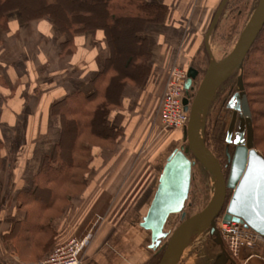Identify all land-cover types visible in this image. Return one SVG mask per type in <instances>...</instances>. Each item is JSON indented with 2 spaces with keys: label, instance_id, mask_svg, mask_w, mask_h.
<instances>
[{
  "label": "crops",
  "instance_id": "obj_1",
  "mask_svg": "<svg viewBox=\"0 0 264 264\" xmlns=\"http://www.w3.org/2000/svg\"><path fill=\"white\" fill-rule=\"evenodd\" d=\"M215 1L175 0L171 6L165 0V23L144 27L149 73L140 82L121 81L119 106L107 117L108 127L118 134L115 146L92 148L83 193L52 223L53 247L95 225L84 264H148L155 256L158 250L150 249V233L140 223L169 157L162 155L170 137L160 126L158 110L169 71L188 68ZM19 18L16 12L9 14L8 29L0 30V264L9 257L35 263L48 255L39 258L41 252L26 254L7 243L15 222L24 218L16 198L32 192L42 157L59 141V126L50 116L53 102L72 91L88 92L89 81L109 57L102 31L75 37L76 53L63 58L58 40L45 36L40 22L31 24L27 33L28 26H21ZM46 23L54 34L52 24ZM188 23L190 31L183 38ZM171 30L180 31V38L173 40ZM181 42L182 50L176 54ZM19 128L22 133H17ZM242 258L245 264H264V244L258 250H243Z\"/></svg>",
  "mask_w": 264,
  "mask_h": 264
},
{
  "label": "trees",
  "instance_id": "obj_2",
  "mask_svg": "<svg viewBox=\"0 0 264 264\" xmlns=\"http://www.w3.org/2000/svg\"><path fill=\"white\" fill-rule=\"evenodd\" d=\"M164 1L0 0V30L8 29L7 16L14 12L20 16L21 26L45 20L55 29L59 56L63 58L76 53L74 38L86 32L102 31L109 48L108 59L89 81V91H72L51 106V119L60 129L59 141L42 157L32 178V192L16 198L24 218L15 222L6 241L17 250L23 249L26 254L41 252L39 258L52 250L56 238L52 223L62 218L73 199L83 193L92 148H114L118 134L108 127L107 117L119 106L117 97L124 86L121 81L140 82L149 73L144 27L165 23L168 7ZM260 45L264 46V28L244 62L242 79L252 117L254 147L264 158V48L261 51ZM204 135L206 147L227 176L228 156H232L233 150L226 145V134L222 127L217 128L214 147L208 140L210 135ZM224 153L223 163L220 158ZM229 197L230 193L227 201ZM155 258L156 255L152 262Z\"/></svg>",
  "mask_w": 264,
  "mask_h": 264
},
{
  "label": "water",
  "instance_id": "obj_3",
  "mask_svg": "<svg viewBox=\"0 0 264 264\" xmlns=\"http://www.w3.org/2000/svg\"><path fill=\"white\" fill-rule=\"evenodd\" d=\"M227 1H221L205 35L204 46L210 63L192 101H184L189 114L183 136L187 146L174 150L166 159L153 198L140 223V227L150 233V249L159 250L162 242L166 241L159 264H179L193 238L204 230H208L210 237H215V243L221 250L214 264H235L216 226L221 216L224 222L239 224L264 238V158L254 147L252 117L242 81L244 62L264 28V0H253L256 6L234 48L221 60L213 61L208 39ZM236 71H240V76L238 90L230 102L234 111L227 132V144L231 143L237 112L239 123L235 150L231 157L228 156L229 172L225 178L219 160L205 145L203 129L214 93ZM196 77V70L189 69L185 90L190 89ZM196 164L210 174L215 189L203 210L186 217L185 207ZM228 193L230 197L227 201ZM172 216H180V223L169 232L166 225Z\"/></svg>",
  "mask_w": 264,
  "mask_h": 264
},
{
  "label": "rangeland",
  "instance_id": "obj_4",
  "mask_svg": "<svg viewBox=\"0 0 264 264\" xmlns=\"http://www.w3.org/2000/svg\"><path fill=\"white\" fill-rule=\"evenodd\" d=\"M221 1L222 0L215 1V6L213 7V12L211 16L212 18L214 14L216 13ZM174 3H175V0H170L171 6H173ZM255 6H256V1H253V0H228L227 1V3L225 4L222 10V13L219 16L218 22L208 39V46L210 48L211 58L213 61L221 60L222 58H224L226 55H228L232 51L240 34L242 33L243 29L247 25L254 11ZM212 18L206 22L205 28L201 31V34L199 37L200 38L199 40L201 42L199 43L196 49V52L194 53L195 49L192 52L190 51L193 55L189 57L191 61H190V64L188 65V68L187 69L183 68L185 71H187V74H188V70L191 68H194V70H196L197 72V77L192 82L190 89L185 90L186 91L185 97L189 100V103L192 101L194 94L197 90V87L203 77L202 71L204 69L206 70L207 66L210 63V58L205 50L204 39L210 27ZM39 22H40L39 29L44 28L43 29L44 35L47 37H51V38L54 37L53 39L57 40L54 34H50L52 33V30L49 27L48 23H46L47 21L45 22V20H42ZM31 27L32 25L29 24V26L26 29L28 31L27 33H31L29 31L30 29H32ZM187 30L190 31L189 23H188V27H186V29L183 30L182 37L183 36L185 37V35L183 34L188 32ZM38 31L40 32V30ZM159 31L161 30L160 29L157 30V32ZM178 32L180 31L176 32V31L171 30V33H172L171 38L173 40H175L177 37L180 38L181 33H178ZM189 35L190 34H188L187 36L189 37ZM39 37H41V35ZM182 42H181V45L175 43L176 45H178L177 47L175 46L176 54H180L182 50V46H183ZM124 44L121 43V45L123 46ZM175 47H174V52H175ZM259 48L262 51L264 46L260 45ZM239 76H240V71H236L234 74H232L221 86H219V88L214 93L209 103L207 114H206V119H205V125L203 129V138L205 139V135H204L205 132L208 135H210L208 140L210 144L212 145V147H214L213 135L215 134V131L217 130V128L222 127L223 133L224 134L227 133V129H228V126L231 120V114H232V108H231L232 105L230 104V102L234 94L238 90L237 82H238ZM54 126H58V125L54 123ZM164 132L166 133L167 136L170 137V140L166 142L167 143L166 147L164 148V152L162 153L164 158H167L174 150H178L182 146L183 147L187 146V144L183 142L184 130L183 131H179V130L165 131L164 130ZM17 133H22L20 131V128L18 129ZM229 148L231 147L229 146ZM49 153L50 152H48L47 154ZM220 159L223 163L225 162V159H226L225 153L222 154ZM214 189H215V184L213 183L210 174L205 169H203L200 165L196 164V166L192 170V181H191L188 201L185 207V216L190 217L200 212L201 210H203L208 204ZM179 223H180V216L170 217L166 225V230L169 232H172ZM165 244H166V241H163L160 249L156 251L155 260L152 262L153 260L152 259L148 264H159L160 263ZM223 244H224L225 249L227 250L224 241H223ZM263 244H264V241L262 242L260 241L257 243V245L254 248L248 249V250L250 251L258 250L261 246H263ZM243 250H241L240 255L237 258H235V262L237 264H245L244 260L246 259L242 258ZM228 254L230 255L229 252ZM220 255H221V250L219 246L215 243V237H210L208 234V230H204L196 234V236L193 238L189 247L184 251L179 264H214L216 260L218 259V257H220ZM230 257L232 256L230 255ZM157 258H160L159 261H157L158 260ZM14 260L15 258L9 257L5 264L10 263Z\"/></svg>",
  "mask_w": 264,
  "mask_h": 264
},
{
  "label": "built area",
  "instance_id": "obj_5",
  "mask_svg": "<svg viewBox=\"0 0 264 264\" xmlns=\"http://www.w3.org/2000/svg\"><path fill=\"white\" fill-rule=\"evenodd\" d=\"M187 71L173 67L168 74L162 94L158 119L162 130L186 129L189 114L185 110V82ZM95 226V225H94ZM94 226L82 236L70 238L62 244L54 246L51 252L42 260L28 264H84L85 253L94 237ZM217 229L232 258H237L243 249H252L264 238L249 229L234 223H226L222 216L216 221ZM7 264H27L14 260Z\"/></svg>",
  "mask_w": 264,
  "mask_h": 264
},
{
  "label": "flooded vegetation",
  "instance_id": "obj_6",
  "mask_svg": "<svg viewBox=\"0 0 264 264\" xmlns=\"http://www.w3.org/2000/svg\"><path fill=\"white\" fill-rule=\"evenodd\" d=\"M231 108H232V106H231ZM233 111H234V110H233V108H232L231 120H232V117H233ZM238 115H239V112H237V114H236L235 125H234L233 132H232V136H231V143L228 144V146H230V147L232 148L233 152H234V150H235V145H234L235 134H236V132H237V130H238V123H239ZM231 120H230V123H231ZM230 123H229V126H230ZM229 126H228V129H229ZM228 129H227V132H228ZM244 136H245V134H244ZM226 137H227V133H226ZM182 147H183V146H182ZM232 154H233V153H232ZM223 173H224V171H223ZM224 175H225V173H224ZM226 177H227V176H225V178H226ZM231 258H232V257H231ZM232 260L235 262V259L232 258ZM229 264H231V263H229ZM235 264H237V263L235 262Z\"/></svg>",
  "mask_w": 264,
  "mask_h": 264
}]
</instances>
